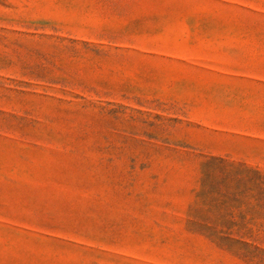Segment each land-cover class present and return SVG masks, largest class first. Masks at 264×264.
Returning a JSON list of instances; mask_svg holds the SVG:
<instances>
[{
  "label": "rangeland",
  "instance_id": "obj_1",
  "mask_svg": "<svg viewBox=\"0 0 264 264\" xmlns=\"http://www.w3.org/2000/svg\"><path fill=\"white\" fill-rule=\"evenodd\" d=\"M0 264H264V0H0Z\"/></svg>",
  "mask_w": 264,
  "mask_h": 264
}]
</instances>
